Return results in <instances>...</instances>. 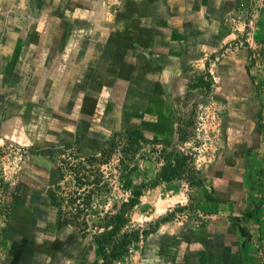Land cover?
I'll return each mask as SVG.
<instances>
[{
	"label": "rangeland",
	"instance_id": "rangeland-1",
	"mask_svg": "<svg viewBox=\"0 0 264 264\" xmlns=\"http://www.w3.org/2000/svg\"><path fill=\"white\" fill-rule=\"evenodd\" d=\"M133 1L136 0H0V113L7 110L8 98L16 107L27 92L31 104L42 107L37 114L33 109L28 124H33L38 115L44 126L42 144L21 143L14 136L0 142V197L9 204L7 217H0V264L5 260L21 264H93L97 258L91 237L60 221L51 204V188L62 182L49 148L69 142L80 154H99L110 148L111 141H118L120 135L133 129L127 122L118 128L87 127L85 120L90 113L80 108L89 90L83 62L113 47L114 34L122 35L120 41L127 46L131 43V34L135 33L131 16L137 14L132 11ZM241 5L226 12L230 38L206 56L203 73L198 70L196 74L195 64L184 67L187 93L170 112L175 119L171 138L139 131L144 138L137 144L132 184L141 187V195L128 211L130 221L125 229H155L163 219L202 224L210 212L243 222L242 216L233 215L231 202L206 200L215 197L213 183L218 176L231 177V156L235 155L232 147L236 143L231 130L240 126L236 119L243 114L233 108L231 96L239 97L243 89L231 83L229 94L225 84L226 79L232 82L241 76L235 70L242 65L255 98L254 104H248L247 119L259 133L255 154L250 156L253 180L249 191H257L253 184L258 178L256 186L264 193V0H250L245 9ZM239 51L246 53L243 61L235 57ZM228 53L235 65L231 72L217 64ZM218 76L224 81L220 82ZM119 150V144L112 148L109 160L115 161ZM176 152L189 159L183 161L184 169L177 177L162 180L159 174L175 159ZM56 157L62 158L61 154ZM190 158L195 172L188 170ZM28 195L33 199L25 202ZM13 202L14 208H27V213L18 217L21 221L14 225L19 224V233L9 239ZM103 208L98 206L94 211ZM258 220L255 217L251 223L242 224L253 234V262L264 264V224ZM145 237L132 245L120 264H148Z\"/></svg>",
	"mask_w": 264,
	"mask_h": 264
},
{
	"label": "crops",
	"instance_id": "crops-1",
	"mask_svg": "<svg viewBox=\"0 0 264 264\" xmlns=\"http://www.w3.org/2000/svg\"><path fill=\"white\" fill-rule=\"evenodd\" d=\"M249 3L250 0L133 1L132 11L137 14L131 16V28L135 32L131 34V43L127 46L120 41L122 35L114 34L116 43L113 47L97 52L96 59L89 55L90 59L86 58L83 62L89 90L85 91L80 108L90 113L86 117L85 126L118 128L127 122L132 130L145 135L171 138L169 134L175 127V119L170 112L187 93L184 67L195 64L196 74L198 70L202 74L206 56L213 54L230 38L226 23L229 14L226 12L240 4L245 9ZM262 23L264 26V11ZM235 57L243 61L246 53L239 51ZM262 57L264 64V43ZM217 64L223 65V70L227 72L235 68L229 53ZM235 72H239L241 76L233 78L232 82L231 79H226L225 91L230 94L231 83L232 86L243 89L239 97L231 96L233 108L239 109L243 114L236 119L240 126L231 130L236 141L232 147L235 155L231 156V177L218 176L213 188L216 203L231 202L233 215L242 216L243 222H236L233 217L229 218L220 212H210L211 216L202 224L190 221L171 223L164 220L145 237L148 264H255L251 257L253 234L246 228L250 237L242 246L244 237L239 226L251 223L255 217L264 224V193L256 186L258 178L253 184L257 191H249L253 180L250 156L255 152L253 148L259 133L247 119L248 104L255 102V98L251 96L250 79L243 65ZM218 77L220 82L224 81L221 76ZM112 83L115 84L113 89ZM261 96L264 100V93ZM8 99L7 110L0 113V142H8L14 136L21 143L42 144L44 126L41 124V117L38 121V115H35L34 123L28 124L33 109L37 114L38 108L41 111V105H32L27 92L16 107L12 98ZM13 113L20 116L13 118ZM18 120L23 121V125ZM16 131L23 136L17 135ZM262 164L264 165V161ZM32 199L29 195L24 197L25 202ZM14 205L15 202L10 211L9 227L12 225V228L8 229L9 239L18 235L19 224H14L21 221L19 216L27 213V208L16 209ZM2 264L21 263L18 260H5Z\"/></svg>",
	"mask_w": 264,
	"mask_h": 264
},
{
	"label": "trees",
	"instance_id": "trees-1",
	"mask_svg": "<svg viewBox=\"0 0 264 264\" xmlns=\"http://www.w3.org/2000/svg\"><path fill=\"white\" fill-rule=\"evenodd\" d=\"M143 138L138 130L127 131L120 135L118 141H111L110 148L91 155L80 154L69 142L49 148V156L56 161L62 182L52 186L49 193L51 204L60 221L71 225L81 235L91 237L98 251L93 264H120L132 245L154 230L152 227L125 229L130 221L128 211L138 203L141 195V187L132 184V176L136 169L134 156L137 144ZM118 144L120 156L111 161L112 148ZM59 154L62 156L60 159L56 157ZM173 157L175 159L169 161L159 174L162 180L177 177L189 159L179 152ZM189 163L188 170L193 172L192 159ZM194 184L189 183V186ZM206 200L216 201L214 197H206ZM98 206L104 208L94 211ZM8 210L9 204L0 197V217L6 218ZM239 231L244 237L241 243L244 246L250 233L244 226H239Z\"/></svg>",
	"mask_w": 264,
	"mask_h": 264
}]
</instances>
